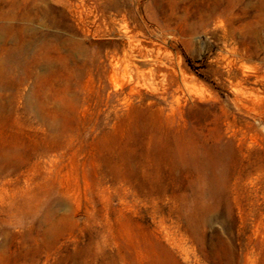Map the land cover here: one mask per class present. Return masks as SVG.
Listing matches in <instances>:
<instances>
[{
	"label": "rangeland",
	"instance_id": "1",
	"mask_svg": "<svg viewBox=\"0 0 264 264\" xmlns=\"http://www.w3.org/2000/svg\"><path fill=\"white\" fill-rule=\"evenodd\" d=\"M0 264H264V0H0Z\"/></svg>",
	"mask_w": 264,
	"mask_h": 264
}]
</instances>
